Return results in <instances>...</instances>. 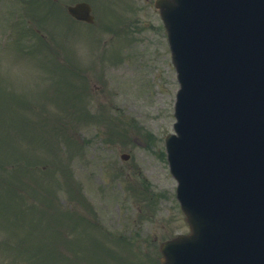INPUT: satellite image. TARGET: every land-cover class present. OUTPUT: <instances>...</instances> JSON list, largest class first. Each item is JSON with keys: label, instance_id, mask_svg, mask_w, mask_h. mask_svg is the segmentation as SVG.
I'll return each instance as SVG.
<instances>
[{"label": "rangeland", "instance_id": "374dc122", "mask_svg": "<svg viewBox=\"0 0 264 264\" xmlns=\"http://www.w3.org/2000/svg\"><path fill=\"white\" fill-rule=\"evenodd\" d=\"M20 1L0 0V188L40 187V203L55 209L46 213L50 225L63 237L56 246L26 239L52 233L31 221L38 210L30 209L0 224V264H160L159 243L188 224L165 156L178 83L153 0H88L91 24L67 16L74 0H47L55 3L49 26L30 20L55 50L53 63L42 47L45 57L35 58L15 48L27 50L28 41H9L12 12L31 7ZM45 2L33 13L40 16ZM79 92L88 105L77 110ZM72 202L70 212L98 226L77 223L64 209ZM6 209L0 202V217Z\"/></svg>", "mask_w": 264, "mask_h": 264}, {"label": "water", "instance_id": "95a60500", "mask_svg": "<svg viewBox=\"0 0 264 264\" xmlns=\"http://www.w3.org/2000/svg\"><path fill=\"white\" fill-rule=\"evenodd\" d=\"M155 5L181 83L166 144L191 229L161 244L162 264H264V0ZM68 11L93 19L86 2Z\"/></svg>", "mask_w": 264, "mask_h": 264}, {"label": "trees", "instance_id": "16d2710c", "mask_svg": "<svg viewBox=\"0 0 264 264\" xmlns=\"http://www.w3.org/2000/svg\"><path fill=\"white\" fill-rule=\"evenodd\" d=\"M19 188H15L12 185H10L8 187H3V188L1 187L0 188V201L5 202V200H6L10 203H13L14 198L11 199V197H13L14 195H17L19 192L24 194V189H22L21 187H19ZM19 190H21V191H19ZM26 199H29V198H26Z\"/></svg>", "mask_w": 264, "mask_h": 264}]
</instances>
